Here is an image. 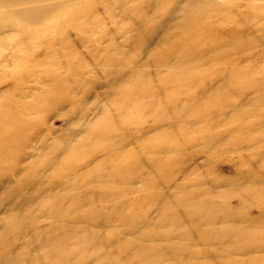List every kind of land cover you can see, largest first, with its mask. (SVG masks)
<instances>
[{"label": "rangeland", "instance_id": "rangeland-1", "mask_svg": "<svg viewBox=\"0 0 264 264\" xmlns=\"http://www.w3.org/2000/svg\"><path fill=\"white\" fill-rule=\"evenodd\" d=\"M53 1L57 0L42 2ZM128 1L135 12L123 17L119 12L118 27L110 26L118 28L120 35L126 28H136L140 16L147 21L149 33L169 31L172 41H186L191 47L224 46L222 51L227 55L233 47H250L264 28V0ZM169 19L174 21L168 27L165 21ZM1 20H6L3 14ZM79 21L48 28L53 34L51 43L42 35L30 40L29 33L23 32L15 57L9 55L11 45L10 53L0 57V264H52L49 254L53 255L55 245L69 252L64 262H70L64 264L76 259L93 264L106 252L114 262L118 257L129 258L131 251L118 250L117 246L123 237L140 234H131L123 217L138 214L135 224L143 212L158 218L162 204L172 215L168 222L175 227L183 225L182 231L191 235L179 241L200 242L195 247L201 252L197 264L205 260L224 264L236 259L264 264V260H250L255 253L232 255L225 244H203L197 231L201 228L206 232L208 226L193 223L201 215L208 219L230 214L245 228L256 226L247 240L259 242L263 236L264 241V188L247 181L250 174L264 175V59L252 56L258 51L244 62V76L226 74L236 88L224 94L229 103L223 106L201 96L209 87L218 86L220 82L213 84L208 76L220 71L194 76L205 80L192 92L184 87L174 95L162 93L172 87L159 84L160 80L180 77L182 71L174 67L181 59L195 57L185 56V45L160 59H144V50L158 34L150 41L151 36H145L148 41L143 38L134 45L136 57L130 60L101 51L103 44ZM49 44L51 51L47 50ZM171 65L175 66L166 68ZM120 82L122 88H113ZM129 90L134 95L129 96ZM257 96L262 98L258 114L210 126V117L220 108L228 118L230 104L249 103ZM193 98L203 104V116L186 104ZM158 122L165 126L177 122L178 131H151ZM243 122H249V128L235 131ZM229 133L233 135L225 141L213 139L215 134ZM252 137L256 138L252 147H243V141ZM244 157L250 163H244ZM158 162H164L167 169L158 168ZM197 180L205 185H197ZM173 184L178 186L175 198L169 197ZM193 209H199L200 214ZM112 231L116 232L110 234ZM221 235L224 240L239 236ZM238 238L242 245L243 235ZM161 240L146 241L158 246L169 242ZM184 255L191 257L189 252Z\"/></svg>", "mask_w": 264, "mask_h": 264}, {"label": "bare ground", "instance_id": "bare-ground-1", "mask_svg": "<svg viewBox=\"0 0 264 264\" xmlns=\"http://www.w3.org/2000/svg\"><path fill=\"white\" fill-rule=\"evenodd\" d=\"M42 1H45V0H0V14H3L6 17V20L0 21V57L7 56V54L10 53L9 51L10 45L13 48L11 49L12 53H10L9 55L14 56L13 53H15L19 48V44L17 43V40L21 33L28 32L30 35V40H31V37H37V36L42 35L43 38H45L46 40H48V42L51 43L53 41L52 40L53 34L49 32L48 28L52 26H56L60 23L67 24L69 21H74V20H80L79 22H81V24L85 26V28L87 29L88 33H90V35L97 36V41L100 44H103L100 47L101 51H103L104 53L115 54L117 56L123 55L125 57H131L129 58L130 60L136 57L134 56L135 54L134 45L135 44H137L140 40L145 38V36L150 35L151 37H148L150 41L155 34H158V38L157 39L155 38L152 44L147 43L149 44V46L147 47V49L144 50V55H143V57H145L144 59H149V60L160 59L168 55L172 51H174L176 47L177 48L179 47V45H185V56L186 55L195 56L194 57L195 60L193 58H186V60L181 59L179 62L180 65H178V67H174L175 65H171L170 67L166 66L167 69L172 68V67L177 68L181 70L182 73H181V76L178 78L177 77L166 78V79L162 78L159 84L163 82L164 84H166L165 87L167 86V84H169V86L172 87V89L170 87H166V89H164L162 93L167 96L168 95L170 96L171 94L174 95L175 90L182 91L184 87L189 88V90L192 92V90L196 86H198L199 84H202V82L205 80V79L197 80L196 78H194V76H196L199 73L202 74L205 72H209L211 70H215L216 72L220 71L219 73L215 75L208 76L209 78L213 79L212 80L213 84L215 82L217 84L218 82H220L218 86L216 88H213L214 85L209 87L208 91L202 94L201 96L202 97L208 96L209 99L217 100L223 106H226L229 103V101L224 97L225 96L224 94H226L229 91H233L236 88L235 82L233 80L228 79L226 74L234 75L235 73H240L241 75L244 76L246 73V65L244 64V62L249 61L251 59V58L248 59L249 57L256 56L257 58L264 59V28H262V31H260L262 34L261 37L259 36L260 37L259 39L253 40L252 43H250L251 44L250 47L243 48L242 50L238 49L237 47L236 48L233 47L230 50L226 48L225 50L228 49L229 52L227 55H225L223 54L224 51H222L224 46L219 47V48H216V47L211 48L208 46L207 47L204 46V48L202 46L191 47V45H189L188 43L186 45V41H182V40H178L176 42L172 41V36L170 35L169 31H165L163 33L162 32L156 33V30H151L149 33L146 31L147 21L144 20L140 16L137 17V20H136V17H133V19L136 20L135 21V25H137L136 28H126L124 33L120 35V31L118 30V28L114 29V28H110V26H112V24L117 26L119 24V12L122 13L121 17H123V14L131 16L130 13L135 12V10L130 8L128 0H122L121 2L117 0H57V1L48 2V3L46 2L43 3ZM258 7L259 6L257 4L254 5V8L257 9ZM54 13H55V16H52V14ZM6 15H8V17ZM172 20L173 19H169L165 21L168 27L171 25ZM119 37L121 39H124L125 43L121 44ZM89 38L90 36L88 37V39ZM148 39L145 38L146 40L145 42H147ZM85 40L87 41V39ZM212 41H215V40L212 39ZM174 42L176 44H174ZM126 43H129V44H126ZM218 43L220 44V42ZM47 50L51 51L50 44L47 46ZM254 51H258V52L255 54H252L254 53ZM186 52H188L189 54H186ZM251 54L252 56H249ZM259 69H260L259 67H255L256 72H259ZM120 84L121 82L115 84L113 88H116L117 86L122 88L123 86H121ZM251 92H254V90H252ZM128 93H129L128 94L129 96L134 95L132 94L133 91L129 90ZM261 100L262 98H259V96H257L253 101L249 103L243 102V101L242 102L237 101L234 104H230V106L232 107V113L230 114L228 118H227L228 114H226L225 111H223V108H220L217 113H215L212 117H210L211 119L208 117L211 123L210 126L220 125L222 122L228 123V119L234 120L236 118H239V116L248 117L251 115L258 114L259 111L261 110L259 109ZM186 104L193 106L196 114H199V115L203 114L204 112L203 104L197 103V101L194 100V98L192 100L188 99L186 101ZM262 109L264 110V108ZM248 123L249 122H243L240 125L239 129H235V131L238 132L244 129H248L249 128ZM178 127H179V124L177 122H175L174 125H168V126H165L158 122L157 124H153V126L150 127V130L155 131L156 133L158 132L164 133L168 128L173 129L174 131H178ZM232 131L234 132V130ZM231 135H233V133H229L226 135L225 134H219V135L215 134L213 139L219 140V141L221 140L225 141L226 138H228ZM161 140L165 141V139H161ZM254 140H256V138H253V137L248 140H244L243 143H245V145L243 147L246 146L248 148H251ZM257 143L258 142H256V144ZM32 146L35 147L34 145ZM202 147H206V144L202 145ZM243 147L239 145V148H243ZM235 149L236 147H234V150ZM243 162L250 163L249 159H247L246 157L243 158ZM158 168L167 169L165 167L164 162H158ZM247 178H248L247 181L249 183H253V184L259 183V184H262V189L264 188V175L259 176L256 174H250L249 176H247ZM168 184H171V181H168ZM196 184L199 186L205 185L203 184L201 180H197ZM130 186H134V185L132 184ZM170 187H172L173 191L169 195V197L171 198L177 197V193L174 190H176L178 186L173 184ZM130 188H133V187H130ZM13 205L17 206V204H13ZM16 206L14 207V209L16 208ZM193 210L195 211L197 216L200 214L199 209H193ZM140 216H141V221L137 222L136 224H135L134 219L138 217V214L133 213L131 215H127V217H123L124 222H127V224H124V225L130 226L129 228H131V230L129 229L130 233L140 234V236L135 235L132 237L130 236L123 237L120 240L121 241L120 245L117 246L118 250H128V251L130 250L131 251L129 255L130 257L126 259L118 257L117 262H114L113 258H111L110 253L106 252V254L98 256L93 261V264H105V263L107 264H197L196 260L201 258V252L197 251L195 247L200 245V242L193 244L195 240L186 241L184 243L179 241V240H184L185 237H188L191 235L188 232L182 231L183 225L175 227L174 224H170L168 222V220L172 218V215H169L165 212L164 204H162V211L159 214L158 218H149L148 216H146L145 212L140 214ZM204 218L205 217L201 215L199 217H196L197 220L193 222L195 224H198L199 222H201V226H208L207 228L208 230H206V232H203L201 228L197 231L199 236L203 240L201 241L203 244H209L210 245L209 247H214L216 243L217 244L219 243L220 245L225 244L228 247V248L226 247L225 250H228V252L231 253L232 255H241V254L244 255L246 253H255L256 255L250 258V260H264V241H262L263 236H262V240L259 242L256 238H255L256 241L247 240L248 237L254 234L255 232L254 227H256L255 225H253L251 228H245L247 226H243V223L239 219H235L232 215L226 214V213L225 215H222L221 218L220 217H210V216L208 219L206 218L207 220ZM224 221H225V224L221 226V223H223ZM261 224L263 223L261 222ZM96 225L98 226V224H95V226ZM153 226H155L154 229L152 228ZM71 227L73 226L71 225ZM27 230H24V231L26 232ZM68 230L70 231V228H68ZM114 232L116 231H112L110 234ZM222 232H228L230 234H238L239 236L243 235V238L241 239L242 245L238 244L240 243V240L238 238L239 236L238 237L234 236L231 239L224 240L223 236L221 235ZM169 236H172V238H168ZM175 238L178 241H173L175 240ZM147 239H149V241H158V240L162 241L161 239H166V240L169 239L168 241L171 243L168 242L167 245L158 246V245L148 243L149 241H146ZM59 251L62 253L61 255L63 256H59V253H60ZM108 252H111V251H108ZM184 252H189L191 254V257L190 258L186 257V255H184ZM68 253H69L68 251H65V250L62 251L61 249H59V247L55 245L52 250L53 255H51V253L49 254L52 257L50 263L64 264L66 262H70V260L64 262L65 256H67ZM163 254L170 256V258H168L167 260L164 259ZM258 254H261V256H259ZM217 256L218 255L215 253L214 257H217ZM247 263H249V261L242 260V259L240 260L236 259L234 261L228 260L224 262V264H247ZM71 264H84V259H76L72 261ZM201 264H213V263L210 260H205V261H202Z\"/></svg>", "mask_w": 264, "mask_h": 264}]
</instances>
